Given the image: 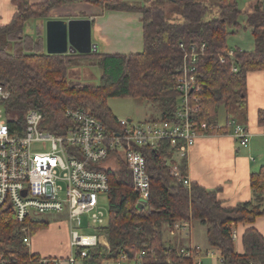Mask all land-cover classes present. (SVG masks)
Masks as SVG:
<instances>
[{"label": "trees", "instance_id": "obj_1", "mask_svg": "<svg viewBox=\"0 0 264 264\" xmlns=\"http://www.w3.org/2000/svg\"><path fill=\"white\" fill-rule=\"evenodd\" d=\"M17 12L12 21L0 26V83L10 97L3 102L9 124L20 131L29 111L43 114L42 129L64 136L74 124L67 110H83L100 120L108 134L123 131L124 126L108 105L111 98L146 99L159 102L162 120L170 119L176 110L179 94L176 83L183 67V44H206L197 64L201 86L199 123L216 125L219 108L228 107L236 99V113L245 114L248 107V76L264 74V0L244 11L238 0H147L137 6L112 0H48L32 4L30 0H11ZM89 3L107 11L136 12L142 15L144 51L136 54L49 55L41 36L26 35L25 26L33 19H46L66 4ZM246 15L244 27L251 30L255 47L250 51L231 49L227 44L229 28L240 27V16ZM232 50L234 56L220 58ZM98 66L100 84L80 83L82 64ZM233 67L238 72H233ZM76 76V77H75ZM229 114V113H228ZM231 119V118H230ZM258 125L264 128V109L258 112ZM205 133L226 134L227 129H208ZM151 190L142 209L133 191L131 171L118 158L114 166L103 167L109 176L108 224L101 229L107 237L105 246L90 248L86 256L76 249L75 258L83 264L118 262L127 255L129 262L142 255L135 264H193L183 249L167 242L163 226L183 220L208 225L207 242L221 252L222 264H264V237L254 227L243 236V254H238L232 237L233 227L253 225L264 216V166L250 178L253 199L234 208H226L219 200V190L210 191L193 183L185 188L168 171L164 158L173 157L168 143L158 150L143 148ZM181 168L187 173L183 159ZM32 236L49 227L46 221L31 224ZM188 251L195 254L189 248ZM0 255L15 264H41V256L32 254L23 243V235L13 215L0 216ZM50 259L48 264H58Z\"/></svg>", "mask_w": 264, "mask_h": 264}, {"label": "built area", "instance_id": "obj_2", "mask_svg": "<svg viewBox=\"0 0 264 264\" xmlns=\"http://www.w3.org/2000/svg\"><path fill=\"white\" fill-rule=\"evenodd\" d=\"M180 48L184 57L175 87L179 98L174 115L167 120L138 124L131 120L121 121L123 131L112 135L100 120L80 109L67 110L66 115L74 126L64 136L43 130V114L36 110L27 113L23 130L13 129L3 106L10 92L0 83V216L8 213L15 217L27 248L32 241L31 224L37 222L39 216L54 213L66 217L71 247L82 249L83 256L99 245L109 249L108 239L101 232L109 220L101 198L108 201L110 183L107 172L102 169L115 155L130 169L137 206L143 208L151 190L143 148L158 150L165 142L174 151L173 157L183 160L199 138L209 136L205 133L208 129L223 128L227 129L226 134L234 135L241 146L248 147L251 134L235 119H228L225 125L198 122L201 86L197 64L206 51V44H193L188 48L181 44ZM233 56L230 50L220 62L225 64L226 57ZM233 72L237 73L238 68L233 67ZM167 167L177 183L191 188L192 182L182 172L181 163ZM86 215L87 228L93 232L80 234L78 230L83 228ZM232 237L236 241L237 233L233 231ZM182 252L193 259V264H202L198 252ZM141 258L142 255L137 258L138 262ZM49 262V258H41V264ZM71 262H77L74 254ZM118 263L128 264V256L124 255ZM0 264H15V261L0 255Z\"/></svg>", "mask_w": 264, "mask_h": 264}, {"label": "crops", "instance_id": "obj_3", "mask_svg": "<svg viewBox=\"0 0 264 264\" xmlns=\"http://www.w3.org/2000/svg\"><path fill=\"white\" fill-rule=\"evenodd\" d=\"M46 1L48 0H30L32 4H42ZM112 1L126 2L137 6L147 2V0ZM198 1L209 2L212 0ZM257 1L259 0H250L247 3L246 11H250ZM16 12L17 9L11 3V0H0V26L9 24ZM244 16L246 20V15ZM75 19L92 20V41L98 46V53L100 54L127 55L144 51L142 15L136 12L107 11L99 5L73 3L54 9L46 19H33L28 21L27 24L35 20L38 21L35 26L36 35L32 37L41 36L44 39L46 50L47 22L50 20L70 21ZM153 108L154 115L152 118L144 119L138 123L161 119L162 112L156 110L154 106ZM261 109H264V74L254 72L248 76V107L245 114L238 112L235 117L227 114L224 124L219 123V118L217 120L218 124L225 125L226 121L231 118L246 127L251 134L248 147L241 146L238 139L232 134H213L199 138L189 156L185 159L187 163V173L185 175L189 177L192 184L196 183L210 191L219 190V200L226 208H234L253 199L250 178L253 173H258L264 166V128L258 125V112ZM176 158L178 157H175L174 160ZM105 165L107 167L114 166L115 160L112 158ZM199 224L198 232H201L202 229L201 233L204 238L202 243L198 240V245L195 236H193V231H190L191 239L186 242L184 236L182 239L181 233L177 234L174 231L176 230L175 224H164V239L173 245L176 243L178 249H198L201 262L211 260L212 264H222L221 252L208 245L206 235L208 225ZM251 226L264 237V216L257 218L253 225L239 224L234 226L233 231L238 235L235 241L238 254L244 252L243 236ZM167 228L170 232H173L172 234L176 233V239L173 241L169 240V235L166 233ZM35 236L34 241L32 238L29 248L32 254L58 260V264H83L80 261L71 262L74 249L71 247L70 227L66 222H51L47 229L39 231ZM206 246L209 248H206ZM203 252H205V255H203ZM132 262L134 263L129 262L128 264H135L138 260ZM104 264L119 263L105 262Z\"/></svg>", "mask_w": 264, "mask_h": 264}, {"label": "rangeland", "instance_id": "obj_4", "mask_svg": "<svg viewBox=\"0 0 264 264\" xmlns=\"http://www.w3.org/2000/svg\"><path fill=\"white\" fill-rule=\"evenodd\" d=\"M240 5H241V9H243L244 11H246V6L247 3H249L250 0H238ZM38 21H33L31 23L26 24L25 26V33L27 35H31V36H35V26L37 24ZM239 24L241 25L240 27H230L229 28V37L227 39V44L231 49H241L242 51L245 50H252L255 47V42H254V38L251 34V30L250 29H246L244 27L245 25V16L242 15L240 16V18L238 19ZM82 64L83 66H81L80 68V80H78L80 83L85 84V85H95L98 86L100 84V80H101V76H102V71L98 66H94L91 67L90 65H86ZM76 77V76H75ZM108 105L110 107V109L112 110V112L114 113V115L118 118V120L120 121H128V120H132L134 123L138 124V122L144 120V119H148V118H152V116L154 115V108L155 107L156 110L161 111V106L159 104V102H154V101H149L146 99H132V98H111L108 100ZM237 106H236V99H233L232 102L229 104L228 107L226 106H221L219 108V123L220 124H224L225 123V119H226V115L229 113L231 114V111L233 110V112L235 113ZM116 156V155H115ZM113 158V160H118V158L116 157ZM175 157H171V158H164V162L166 163V166H170L174 163H180L181 162V158H176L174 160ZM101 205H103L102 207L105 208L108 212L109 215V211H108V206H107V202L105 198H101ZM84 226L82 229H79V233L80 234H89L91 232H93L92 230H88V223H89V219L88 216H84ZM37 221H46L49 223V225L51 224V222H66V217L63 215H59V214H48V215H43V216H39L37 218ZM194 223V224H193ZM200 222L198 221H191V222H186L183 220L177 221L175 222V229L174 230L177 234L181 233L180 235L183 236L184 238H186V242L191 239L190 237V231H193V236H195V240L197 242L198 245V240L199 242H203V234L202 229L201 232H198L199 224ZM173 224V225H174ZM171 225V224H169ZM185 226V227H184ZM164 226H163V235H164ZM52 232V231H51ZM166 233L169 235V240L173 241L175 238V234H172L173 232L169 231V228H167ZM35 236V235H34ZM32 236L31 239L37 237V236ZM200 237V238H199ZM168 240V241H169ZM176 246V243L175 245ZM34 248V247H33ZM206 248H209L206 246ZM32 249V248H31ZM187 249H183V250H188ZM210 250V249H209ZM213 252V251H212ZM76 251L74 250V255H75ZM203 255H205V252H203ZM139 257V256H138ZM137 257V258H138ZM202 264H212L211 260L208 261H202Z\"/></svg>", "mask_w": 264, "mask_h": 264}, {"label": "water", "instance_id": "obj_5", "mask_svg": "<svg viewBox=\"0 0 264 264\" xmlns=\"http://www.w3.org/2000/svg\"><path fill=\"white\" fill-rule=\"evenodd\" d=\"M46 51L49 55L98 53L92 41V20H50L46 24ZM142 209V207H140Z\"/></svg>", "mask_w": 264, "mask_h": 264}]
</instances>
